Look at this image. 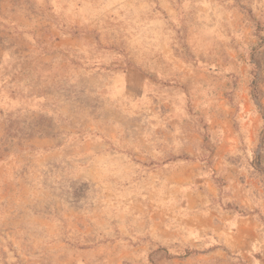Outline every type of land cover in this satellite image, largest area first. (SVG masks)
Masks as SVG:
<instances>
[{"label":"rangeland","instance_id":"1","mask_svg":"<svg viewBox=\"0 0 264 264\" xmlns=\"http://www.w3.org/2000/svg\"><path fill=\"white\" fill-rule=\"evenodd\" d=\"M0 264H264V0H0Z\"/></svg>","mask_w":264,"mask_h":264}]
</instances>
